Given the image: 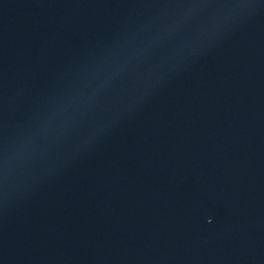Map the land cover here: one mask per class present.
Returning <instances> with one entry per match:
<instances>
[{"label":"water","instance_id":"water-1","mask_svg":"<svg viewBox=\"0 0 264 264\" xmlns=\"http://www.w3.org/2000/svg\"><path fill=\"white\" fill-rule=\"evenodd\" d=\"M0 264H264V0H0Z\"/></svg>","mask_w":264,"mask_h":264}]
</instances>
